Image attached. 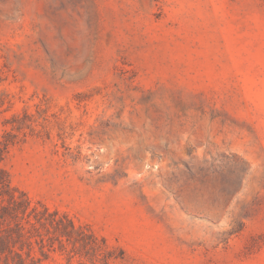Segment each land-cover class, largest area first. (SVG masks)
Returning <instances> with one entry per match:
<instances>
[{
	"label": "rangeland",
	"instance_id": "1",
	"mask_svg": "<svg viewBox=\"0 0 264 264\" xmlns=\"http://www.w3.org/2000/svg\"><path fill=\"white\" fill-rule=\"evenodd\" d=\"M0 148L25 264H264V0H0Z\"/></svg>",
	"mask_w": 264,
	"mask_h": 264
},
{
	"label": "trees",
	"instance_id": "2",
	"mask_svg": "<svg viewBox=\"0 0 264 264\" xmlns=\"http://www.w3.org/2000/svg\"><path fill=\"white\" fill-rule=\"evenodd\" d=\"M4 149L0 148V162L5 155ZM49 215L59 216L60 220L65 219L73 231H81L85 228L89 231L88 235L92 240L98 239L87 225L75 224L67 213L56 209L50 210L41 200H33L25 191L11 183L9 174L0 166V264H25V259L30 257L32 250L30 231L37 229V225L46 227L45 220ZM21 220H24L28 227ZM53 227L58 229V223ZM63 232L68 236L67 231ZM100 240L105 244L103 238ZM17 242L26 244L25 256L15 249ZM40 243V251L44 252L42 240ZM19 250H22L21 246Z\"/></svg>",
	"mask_w": 264,
	"mask_h": 264
}]
</instances>
